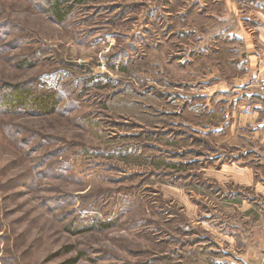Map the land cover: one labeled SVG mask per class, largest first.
<instances>
[{
    "label": "rangeland",
    "instance_id": "rangeland-1",
    "mask_svg": "<svg viewBox=\"0 0 264 264\" xmlns=\"http://www.w3.org/2000/svg\"><path fill=\"white\" fill-rule=\"evenodd\" d=\"M68 5L0 0V95L58 101L0 107V264H264V0Z\"/></svg>",
    "mask_w": 264,
    "mask_h": 264
},
{
    "label": "trees",
    "instance_id": "trees-1",
    "mask_svg": "<svg viewBox=\"0 0 264 264\" xmlns=\"http://www.w3.org/2000/svg\"><path fill=\"white\" fill-rule=\"evenodd\" d=\"M69 0H48V11H50L52 17L58 21L62 22L65 17L71 12L73 5H68L65 8L66 2ZM77 3L81 0H76ZM124 68V67H123ZM8 88V87H7ZM57 97L53 94L37 93L35 89L28 87L25 84L11 85L9 89H4L0 95V107L5 112H16L19 107H27L40 114L52 113L57 109ZM93 227H106V223H102L99 219L93 218ZM69 230H72L70 225ZM73 246L66 247V250L71 249ZM77 259L69 260V263L73 264Z\"/></svg>",
    "mask_w": 264,
    "mask_h": 264
},
{
    "label": "crops",
    "instance_id": "crops-1",
    "mask_svg": "<svg viewBox=\"0 0 264 264\" xmlns=\"http://www.w3.org/2000/svg\"><path fill=\"white\" fill-rule=\"evenodd\" d=\"M261 22V21H260ZM255 31H258L259 36L255 37L257 41L254 40L251 31L244 30L241 35L244 37L248 47V55H247V63L245 68L248 69L247 73L255 77V83H252L250 86L256 89V80L257 76L260 72H264V21L262 24L253 27ZM259 39V40H258ZM262 100V99H261ZM264 101V100H262ZM260 104V108L263 106ZM264 250V238L255 243V246L252 249H249L245 256V262L254 263L256 260L258 261L260 255L259 251Z\"/></svg>",
    "mask_w": 264,
    "mask_h": 264
},
{
    "label": "built area",
    "instance_id": "built-area-1",
    "mask_svg": "<svg viewBox=\"0 0 264 264\" xmlns=\"http://www.w3.org/2000/svg\"><path fill=\"white\" fill-rule=\"evenodd\" d=\"M256 89L258 95L264 100V72H260L257 76Z\"/></svg>",
    "mask_w": 264,
    "mask_h": 264
}]
</instances>
